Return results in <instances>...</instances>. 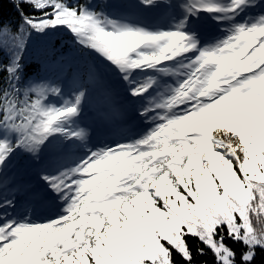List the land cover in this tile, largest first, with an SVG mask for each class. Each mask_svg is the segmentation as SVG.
I'll use <instances>...</instances> for the list:
<instances>
[{
	"label": "snow or ice",
	"instance_id": "1",
	"mask_svg": "<svg viewBox=\"0 0 264 264\" xmlns=\"http://www.w3.org/2000/svg\"><path fill=\"white\" fill-rule=\"evenodd\" d=\"M10 2L19 22H0V264H200L209 254L264 264V0L120 6L162 9L164 26L105 0ZM205 19L223 35L205 39ZM57 36L91 61L86 72L26 76L37 42L53 62L64 55ZM115 87L148 127L95 144L82 124L90 91L111 99ZM18 160L34 184L10 174ZM39 204L57 212L34 220Z\"/></svg>",
	"mask_w": 264,
	"mask_h": 264
},
{
	"label": "trees",
	"instance_id": "2",
	"mask_svg": "<svg viewBox=\"0 0 264 264\" xmlns=\"http://www.w3.org/2000/svg\"><path fill=\"white\" fill-rule=\"evenodd\" d=\"M105 2L116 6L109 9L110 11L119 12L123 10L131 12L135 17V20L151 19L155 13L138 12L135 9L120 7L121 5L135 3L136 0H105ZM25 10L27 11V9ZM0 22L10 23L13 26L19 22V15L10 0H0ZM53 40L56 41L57 52L62 51L64 55L58 57L56 62H53L48 48L40 42H37L34 44L26 62V76H46L50 79L68 82L77 74L83 75L91 61L82 59L76 52L71 51L66 47V40L62 36L53 37ZM105 79L107 80V77H105ZM88 104L91 111H94L97 108H103V110H105L107 115L105 123L111 129L113 127L115 128L116 125L123 124L125 112H133V106L128 103L118 87L113 89L111 99L106 98L103 90L92 89L85 109ZM83 117H85V113L83 114ZM10 172H12V175L16 177L17 182L21 185L27 184L29 174L35 176L22 160H18L10 169ZM24 198L27 197L21 192L20 202ZM189 243L192 244L193 250H195V241H189ZM199 260L200 264H211L212 257L209 254L206 257L199 258Z\"/></svg>",
	"mask_w": 264,
	"mask_h": 264
},
{
	"label": "rangeland",
	"instance_id": "3",
	"mask_svg": "<svg viewBox=\"0 0 264 264\" xmlns=\"http://www.w3.org/2000/svg\"><path fill=\"white\" fill-rule=\"evenodd\" d=\"M162 10V9H161ZM164 11V10H162ZM120 13H124L130 16V18L133 19V16L131 13H127L124 11H119ZM168 19V18H167ZM134 21L141 23L143 25H147L146 20H135ZM167 23V20L165 23H163L162 26H164ZM148 26V25H147ZM199 30L204 36H211L208 33L213 30V26L210 21L207 19L203 20L199 25H197ZM108 81H111L112 79L110 77H107ZM85 117L82 118V124L87 125L89 129L92 132V142L95 144H103L105 142H113L116 140H123L127 137H130V135H135L138 133L143 132L146 127H148L146 124L141 122L140 120H137L134 118L133 112H125V121L122 125H116L115 128L105 130L103 126V120L106 119L107 115L103 108H97L96 110L88 112V110H85ZM90 123L93 124V127H91ZM10 172V170H9ZM12 175V172H10ZM35 182V176L29 174L27 178V184H33ZM27 199L25 198L23 201H21V208L20 211L23 210V206L27 203ZM57 212L56 209L51 207L48 204H39L36 206V211L32 214V219L43 221L47 219L49 216L54 215Z\"/></svg>",
	"mask_w": 264,
	"mask_h": 264
}]
</instances>
